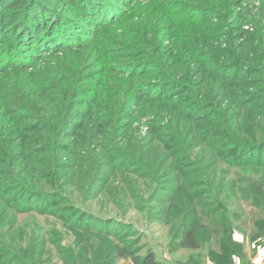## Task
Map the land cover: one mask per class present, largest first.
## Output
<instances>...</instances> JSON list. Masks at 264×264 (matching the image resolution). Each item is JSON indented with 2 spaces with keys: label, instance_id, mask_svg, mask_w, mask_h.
<instances>
[{
  "label": "trees",
  "instance_id": "trees-1",
  "mask_svg": "<svg viewBox=\"0 0 264 264\" xmlns=\"http://www.w3.org/2000/svg\"><path fill=\"white\" fill-rule=\"evenodd\" d=\"M65 1L0 0V264H168L92 210L118 180L124 217L193 253L177 264H253L235 233L251 207L264 246V3Z\"/></svg>",
  "mask_w": 264,
  "mask_h": 264
},
{
  "label": "rangeland",
  "instance_id": "rangeland-1",
  "mask_svg": "<svg viewBox=\"0 0 264 264\" xmlns=\"http://www.w3.org/2000/svg\"><path fill=\"white\" fill-rule=\"evenodd\" d=\"M62 3L58 6V9L61 11H64L65 7V0H59ZM121 3V2H120ZM188 4H191V1L187 2ZM244 6L247 7L248 10H255L260 5L264 3V0H243ZM79 4V2H78ZM121 5H123L121 3ZM143 11L139 16H137V23L141 25L140 29H145V25H147V17H153L155 15L159 21L160 17V8H157L158 3H156L155 7L152 10V4L150 1L144 2L143 4ZM118 6L119 5H116ZM189 6H186L185 9H183V6L179 10H185L187 11ZM145 10V11H144ZM176 10V9H175ZM67 13V12H66ZM145 24V25H144ZM156 20H153V23L151 24V27L155 26ZM247 25V24H246ZM250 27V26H248ZM246 27V28H248ZM153 32L151 35V39L153 36ZM154 41L157 39H160L156 36L153 37ZM165 40V46L170 47V31H168V35L166 33L162 32V38ZM150 45H154V42L149 41ZM155 45L156 42H155ZM150 50V49H149ZM148 50V51H149ZM150 53V51H149ZM165 122L167 120H164ZM145 129H143V134L145 133ZM117 185H115V188L119 185V180L116 182ZM112 188L111 191H105L102 194L98 196L97 199H95L91 205L92 210L97 214H102L103 216H116L120 220H125L127 222H131L135 225V228L137 231L141 234V245L143 247L142 254H145L147 250H152L156 253L157 259L165 262V263H179L180 261L186 262L189 260V257L193 254L189 251H179L176 254H171L169 252V230L168 227L163 225L159 220L157 221H148L146 218L145 213L146 212H137L134 209H131L128 213H126V217L123 216V211L125 210L121 205L116 204V200L121 196V193L115 189ZM110 193L113 195V198H111ZM166 194V195H165ZM164 195H160L161 202L159 203L158 208L162 209L165 208V202L163 200L167 199V192ZM106 200H110L111 202H106ZM244 206V205H243ZM244 215L242 222H239L237 225L239 226V229H237V232L235 233V239L239 242H243L245 244V247L247 249V253L249 257H252V262L256 264L262 263L264 261V246L258 247L256 246V249L254 248V245H251L248 240V235H251V233L254 231V220L259 218L260 216H257V212L253 210L251 207L244 206ZM30 215H21V218L29 217ZM41 225H44L45 227H50L53 224L54 219L47 218V217H38ZM55 222V221H54ZM60 229H62L59 226ZM255 250V253L253 255V252ZM254 256V257H253ZM119 264H130L129 262H120Z\"/></svg>",
  "mask_w": 264,
  "mask_h": 264
},
{
  "label": "crops",
  "instance_id": "crops-1",
  "mask_svg": "<svg viewBox=\"0 0 264 264\" xmlns=\"http://www.w3.org/2000/svg\"><path fill=\"white\" fill-rule=\"evenodd\" d=\"M263 253H264V251H263ZM253 264H255L254 261H253ZM256 264H258V263L256 262ZM260 264H264V261H262V263H260Z\"/></svg>",
  "mask_w": 264,
  "mask_h": 264
}]
</instances>
